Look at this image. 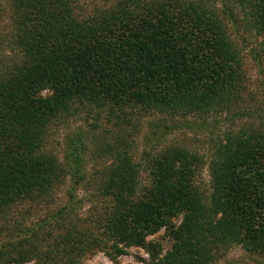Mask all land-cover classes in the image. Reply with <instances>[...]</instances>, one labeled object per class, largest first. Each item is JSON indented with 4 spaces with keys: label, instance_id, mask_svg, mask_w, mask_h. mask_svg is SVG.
<instances>
[{
    "label": "trees",
    "instance_id": "obj_1",
    "mask_svg": "<svg viewBox=\"0 0 264 264\" xmlns=\"http://www.w3.org/2000/svg\"><path fill=\"white\" fill-rule=\"evenodd\" d=\"M8 3L13 31L0 39V264H84L98 251L116 260L132 247L144 248L150 264H214L237 246L264 263V93L257 111L247 93V48L231 36L242 29L241 43L260 38L253 56L264 61V0ZM213 115L216 123H245L218 135L209 190L197 183L198 151L172 143L146 149L143 160L134 155L146 119L159 141L170 121L203 126ZM72 120L85 127L68 136L61 160L49 143ZM88 155L103 161L91 176ZM69 176L71 201L84 189L80 207L51 209ZM161 230L173 245L167 252L147 241Z\"/></svg>",
    "mask_w": 264,
    "mask_h": 264
},
{
    "label": "rangeland",
    "instance_id": "obj_2",
    "mask_svg": "<svg viewBox=\"0 0 264 264\" xmlns=\"http://www.w3.org/2000/svg\"><path fill=\"white\" fill-rule=\"evenodd\" d=\"M102 0H83V4L87 5V8H90L93 4H98ZM13 27L11 24V10L9 7L8 0H0V39L4 43L10 40L12 35ZM231 33L233 40H240L244 38L242 29L235 31L233 29ZM261 39H248L247 43H241L245 45L247 49H244V67L247 73V93L252 92L256 96V101L253 104L254 108L259 111L261 105V97L264 93V61L262 60L261 64H258L259 61L256 57L253 56L254 51H259L260 45L259 41ZM2 43V42H1ZM256 56V55H255ZM263 64V65H262ZM262 65V66H261ZM46 94V92H44ZM259 109V110H258ZM226 114H223V116ZM216 118H219V115H213L207 120V124L200 126L193 124L188 126L185 121H180L174 123L175 120L168 122L169 125L173 128L171 133L161 138L159 141L153 140L151 127L149 122L151 119H146L144 124L140 129V134L136 140L134 151L137 160H143L144 151L146 149L160 150L163 147L168 145L179 144L187 146L194 151H198L199 154L204 158L203 165L197 175L198 185L204 189L209 190L210 188V170L209 163L213 155V148L218 140V137H223L224 133L227 132H236L245 121H235L227 120L225 118L221 119L219 123H216ZM84 126V120L70 121L65 127L57 128V133L50 140V147L54 149L53 151L57 154L61 160L64 158V153L67 150L66 140L69 135H71L78 127ZM176 126V127H175ZM219 135V136H218ZM152 139V141H151ZM86 167L84 168L88 171V174L91 176L94 172L99 170L103 165V161H96L87 157ZM146 168L142 172L141 182L143 185H147L150 182V176L148 175ZM72 182L70 176L67 177L65 183L60 185L57 189V192L53 196V199L50 204V208L55 210L65 204H74L75 206L81 205L78 199H83L85 196L83 187H78L76 189L77 196L76 199L70 200L69 189L72 188ZM78 198V199H77ZM90 203L84 202L82 204L81 214L83 217L88 215L90 210ZM45 208L37 209L34 216L31 218L36 221V218L43 216ZM15 216H18V211H16ZM41 215V216H40ZM29 218V222L31 221ZM165 230H161L154 235H151L147 238V241L159 242L162 244V249L164 252H167L172 249V242L168 237L165 236ZM219 258L214 264H264L261 258L253 257L245 252L241 247L237 246L229 249L225 252H220ZM34 262H27L25 264H33ZM84 264H150V256L147 254L144 248L142 247H132L127 249V254L120 255L116 260L111 259L109 255L104 251H98L95 255L89 256L86 258Z\"/></svg>",
    "mask_w": 264,
    "mask_h": 264
}]
</instances>
